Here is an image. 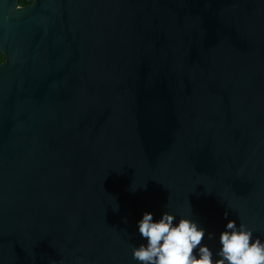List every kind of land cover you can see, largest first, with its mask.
Wrapping results in <instances>:
<instances>
[{
	"label": "water",
	"instance_id": "obj_1",
	"mask_svg": "<svg viewBox=\"0 0 264 264\" xmlns=\"http://www.w3.org/2000/svg\"><path fill=\"white\" fill-rule=\"evenodd\" d=\"M19 1L0 0V264H139L146 212L192 219L213 260L228 220L264 242V0Z\"/></svg>",
	"mask_w": 264,
	"mask_h": 264
},
{
	"label": "clouds",
	"instance_id": "obj_2",
	"mask_svg": "<svg viewBox=\"0 0 264 264\" xmlns=\"http://www.w3.org/2000/svg\"><path fill=\"white\" fill-rule=\"evenodd\" d=\"M224 215L227 219L228 213ZM175 219L168 212L159 220L150 212L144 213L138 228L146 243L132 247L133 259L139 264H264V242L253 240L247 225L237 227L235 220H228L219 236L220 259L213 260L212 251L202 243L205 229L190 218L181 217L178 223ZM212 238L209 233L208 239Z\"/></svg>",
	"mask_w": 264,
	"mask_h": 264
},
{
	"label": "trees",
	"instance_id": "obj_3",
	"mask_svg": "<svg viewBox=\"0 0 264 264\" xmlns=\"http://www.w3.org/2000/svg\"><path fill=\"white\" fill-rule=\"evenodd\" d=\"M20 3L23 4H28L29 1L28 0H21ZM3 61V57L0 55V63Z\"/></svg>",
	"mask_w": 264,
	"mask_h": 264
},
{
	"label": "flooded vegetation",
	"instance_id": "obj_4",
	"mask_svg": "<svg viewBox=\"0 0 264 264\" xmlns=\"http://www.w3.org/2000/svg\"><path fill=\"white\" fill-rule=\"evenodd\" d=\"M20 1H21V0H20ZM20 1H19V6H20V7H26V6H30V5L32 4V1H33V0H28L29 3H28V4H23V5L20 3ZM2 62H3V61H2Z\"/></svg>",
	"mask_w": 264,
	"mask_h": 264
}]
</instances>
